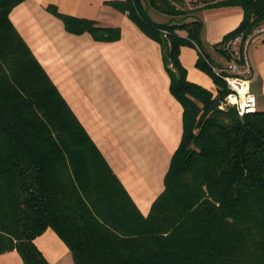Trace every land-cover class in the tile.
Masks as SVG:
<instances>
[{
	"label": "trees",
	"instance_id": "16d2710c",
	"mask_svg": "<svg viewBox=\"0 0 264 264\" xmlns=\"http://www.w3.org/2000/svg\"><path fill=\"white\" fill-rule=\"evenodd\" d=\"M0 0V255L51 264L36 243L53 229L75 264H264V111L240 115L202 43L205 8L241 6L239 25L216 46L264 22V0H109L160 42L183 134L164 189L144 215L79 121ZM150 7L169 16L154 19ZM47 9L74 34L115 41L120 27ZM185 30L186 36L180 34ZM216 85L188 78L182 46Z\"/></svg>",
	"mask_w": 264,
	"mask_h": 264
},
{
	"label": "crops",
	"instance_id": "0c3cea01",
	"mask_svg": "<svg viewBox=\"0 0 264 264\" xmlns=\"http://www.w3.org/2000/svg\"><path fill=\"white\" fill-rule=\"evenodd\" d=\"M107 1L26 0L10 17L142 213L148 215L164 189L172 155L180 144L184 108L170 90L160 42L128 12ZM49 5L64 14L120 27L121 36L107 42L89 32L70 33L63 20L47 9ZM200 14L202 43L214 63L225 67L228 55L216 45L239 25L244 11L241 6H218ZM248 52L253 67L251 90L256 108L264 111V32L251 39ZM199 56L197 47H181L180 61L188 78L216 90L212 77L196 66ZM36 243L51 264H75L70 248L53 229L38 236ZM0 264L24 262L17 250H9L0 255Z\"/></svg>",
	"mask_w": 264,
	"mask_h": 264
},
{
	"label": "built area",
	"instance_id": "2783aa9c",
	"mask_svg": "<svg viewBox=\"0 0 264 264\" xmlns=\"http://www.w3.org/2000/svg\"><path fill=\"white\" fill-rule=\"evenodd\" d=\"M262 32H264V22L247 37L244 33H240L230 38L223 43V49L228 55V65L225 67L212 65L213 72L221 76L231 90L222 107L233 106L240 115L256 110V97L251 90L250 81L253 67L248 51L251 39ZM196 47L201 50L197 44Z\"/></svg>",
	"mask_w": 264,
	"mask_h": 264
},
{
	"label": "rangeland",
	"instance_id": "374dc122",
	"mask_svg": "<svg viewBox=\"0 0 264 264\" xmlns=\"http://www.w3.org/2000/svg\"><path fill=\"white\" fill-rule=\"evenodd\" d=\"M203 11V9L200 11V13ZM149 12H150V14H151V16L154 18V19H156V20H158V21H167V20H169L170 18H169V16H167V15H165V14H163V13H161V12H159L158 10H156V9H154V8H152V7H150V9H149ZM199 16L203 19V16H202V14H199ZM215 47V46H214ZM215 50H216V48H214ZM218 51V50H217ZM216 59V58H215Z\"/></svg>",
	"mask_w": 264,
	"mask_h": 264
}]
</instances>
